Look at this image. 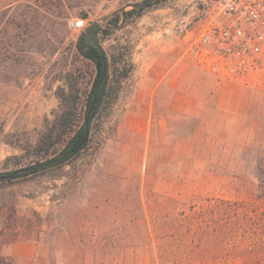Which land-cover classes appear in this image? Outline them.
Returning <instances> with one entry per match:
<instances>
[{
	"label": "rangeland",
	"instance_id": "374dc122",
	"mask_svg": "<svg viewBox=\"0 0 264 264\" xmlns=\"http://www.w3.org/2000/svg\"><path fill=\"white\" fill-rule=\"evenodd\" d=\"M132 3L0 6V161L57 113L55 90L91 23L103 30L119 17L112 39L133 64L81 178L0 187V264H264V68L241 84L182 58V35L209 0H177L124 26ZM75 19L82 29L69 28Z\"/></svg>",
	"mask_w": 264,
	"mask_h": 264
},
{
	"label": "trees",
	"instance_id": "16d2710c",
	"mask_svg": "<svg viewBox=\"0 0 264 264\" xmlns=\"http://www.w3.org/2000/svg\"><path fill=\"white\" fill-rule=\"evenodd\" d=\"M143 1L146 0H133L132 5ZM175 1L177 0H154L142 7L132 8L123 13L124 26L140 18L148 10L163 8ZM64 18H67L66 15ZM119 21V17L113 18L106 29L97 31L99 44L105 53L107 73L98 90L87 128L85 117L102 65L91 39L81 31L74 45L72 68L64 74L63 86L55 90L57 113L51 120L44 121L42 129L32 141L22 145L20 154L7 156L0 161V187L51 174L56 181L63 180L60 186L56 185V189H63L70 187L74 180L81 178L91 167L106 142L105 125L132 78L130 47L117 38L112 39L121 29L117 27ZM84 63L89 66V72L83 68ZM65 153L69 154L55 164L32 169Z\"/></svg>",
	"mask_w": 264,
	"mask_h": 264
},
{
	"label": "built area",
	"instance_id": "2783aa9c",
	"mask_svg": "<svg viewBox=\"0 0 264 264\" xmlns=\"http://www.w3.org/2000/svg\"><path fill=\"white\" fill-rule=\"evenodd\" d=\"M199 22L182 35V58L219 79L254 80L264 68V0H209Z\"/></svg>",
	"mask_w": 264,
	"mask_h": 264
},
{
	"label": "water",
	"instance_id": "95a60500",
	"mask_svg": "<svg viewBox=\"0 0 264 264\" xmlns=\"http://www.w3.org/2000/svg\"><path fill=\"white\" fill-rule=\"evenodd\" d=\"M152 1L154 0H146V1H143L137 5H134L132 6V8H138V7H142L146 4H149L151 3ZM124 15L122 14V17ZM98 24L97 23H91L87 28L84 29V33L91 39L94 47L97 49L98 53H99V56L101 58V73H100V76L96 82V85L94 87V90H93V94H92V99H91V102H90V105L88 107V110H87V113H86V117H85V128H87V125H88V121H89V117H90V114L93 110V107H94V103H95V100H96V97H97V93H98V90L104 80V77L107 73V63H106V59H105V53H104V50L102 49V47L100 46L99 44V41H98V38H97V30H98ZM85 140V138H84ZM84 140L82 141V143L84 142ZM81 143V144H82ZM69 153H65L59 157H56L54 159H51L47 162H44L40 165H37L35 166L34 170H37V169H41V168H44V167H47V166H50L52 164H55L59 161H61L63 158H65Z\"/></svg>",
	"mask_w": 264,
	"mask_h": 264
},
{
	"label": "crops",
	"instance_id": "0c3cea01",
	"mask_svg": "<svg viewBox=\"0 0 264 264\" xmlns=\"http://www.w3.org/2000/svg\"><path fill=\"white\" fill-rule=\"evenodd\" d=\"M3 1H4V0H0V6L2 5Z\"/></svg>",
	"mask_w": 264,
	"mask_h": 264
}]
</instances>
